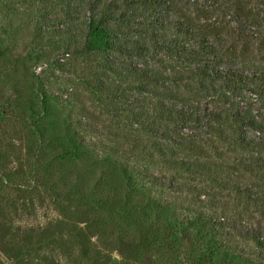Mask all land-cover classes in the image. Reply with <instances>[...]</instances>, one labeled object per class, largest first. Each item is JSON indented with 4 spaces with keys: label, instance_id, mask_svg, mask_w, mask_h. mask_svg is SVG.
Instances as JSON below:
<instances>
[{
    "label": "trees",
    "instance_id": "trees-1",
    "mask_svg": "<svg viewBox=\"0 0 264 264\" xmlns=\"http://www.w3.org/2000/svg\"><path fill=\"white\" fill-rule=\"evenodd\" d=\"M193 1L0 0V6L10 14L28 16L37 41L53 53L93 60L87 85L104 98L118 125L124 121L135 127L131 135L123 132L122 144L101 142L97 150L94 142L67 127L69 146L56 150L48 163L56 204L63 206L67 198L86 210L98 206L113 214L121 209L130 213L135 227L161 228L172 235L177 228L196 231V242L220 249L211 236L226 222L225 216L213 219L188 206L184 224L175 216L180 204L151 191L154 187L186 191L196 194L190 205L213 208V198L196 200L210 185L239 200L264 203V138L247 132L263 130L264 66L254 67L246 59L252 47L264 55V0H207L199 8L192 6ZM4 53L0 50V59ZM167 61L176 62V68L166 66ZM185 91L221 96L223 106L200 114ZM241 92L251 96L235 101ZM50 100L41 93L33 120L39 147L49 138ZM194 121H205L240 156L233 163L217 161L202 149L183 144L177 128ZM86 124L87 132L96 131V125ZM125 153L134 156L135 165L122 161ZM42 156L39 151V162ZM151 165L171 174H153ZM234 172L236 178L231 177ZM245 175L255 181L243 183L239 177ZM196 180L205 186L193 184ZM89 217L97 231L116 236L115 220L104 223L96 215ZM56 224L72 226L66 219ZM78 224L73 223L71 233ZM244 234L264 252L260 228Z\"/></svg>",
    "mask_w": 264,
    "mask_h": 264
},
{
    "label": "rangeland",
    "instance_id": "rangeland-1",
    "mask_svg": "<svg viewBox=\"0 0 264 264\" xmlns=\"http://www.w3.org/2000/svg\"><path fill=\"white\" fill-rule=\"evenodd\" d=\"M206 2L194 0L192 6L199 8ZM32 27V21L25 14L13 15L0 6V50L5 52L0 59V264H264V252L243 235L244 230L260 228L264 236V203L239 200L227 190L214 186L207 185L206 195L196 199L213 198V208L190 205V199L196 198V194L193 197L186 191L154 187L151 192L180 204L175 216L184 224L190 214L188 206L199 208L196 210L213 219L225 216L226 222L217 226L211 236L212 244L221 246L220 249L206 248L205 243L196 242V231L187 233L177 228L172 235L161 228L135 227L130 213L121 209L113 214L98 206L86 210L67 198L63 206L56 204L48 163L56 150L69 146L67 127L94 142L96 150L101 142L109 146L122 144V134H133L135 127L124 125V121L118 125L119 119L111 116L113 112L108 111L104 98L87 85L91 79L89 70L95 64L93 60L68 52L53 53L50 47L37 41ZM246 59L254 67L264 66V55L257 53L256 47H252ZM165 65L177 66L172 61ZM41 93L51 99L47 106L51 115L46 129L49 138L39 147L33 120L40 109ZM191 93L184 92L200 114L223 106L221 96ZM250 96L241 92L234 100ZM261 118L263 130L247 132L264 138L263 111ZM86 123L96 125V131L87 132ZM205 123L180 124L177 128L180 141L202 149L210 159L233 163L240 154L231 152L228 144L217 138ZM105 126L110 128L106 131ZM39 151L44 154L40 162ZM133 158L132 154L125 153L122 161L135 165ZM149 172L171 174L158 165H151ZM231 177L236 178L235 172ZM239 178L243 183L255 181L250 175ZM179 182L184 183V179ZM193 184L205 186L198 180ZM93 215L104 223L115 220L116 236L108 230L102 232L101 228L97 231V225L89 217ZM59 219H66L72 226L56 224ZM74 222L79 223L75 234L70 231ZM89 225L91 228L83 230Z\"/></svg>",
    "mask_w": 264,
    "mask_h": 264
}]
</instances>
